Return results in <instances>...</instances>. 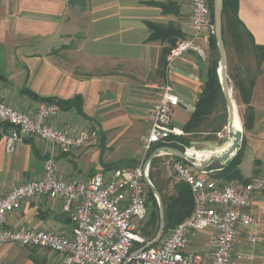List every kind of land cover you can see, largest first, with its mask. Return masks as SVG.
Segmentation results:
<instances>
[{
	"label": "crops",
	"instance_id": "0c3cea01",
	"mask_svg": "<svg viewBox=\"0 0 264 264\" xmlns=\"http://www.w3.org/2000/svg\"><path fill=\"white\" fill-rule=\"evenodd\" d=\"M238 6L242 21L239 25L242 42L239 43L243 46L236 49L235 56L238 61L247 59L258 68L250 101L254 109L253 124L244 128L238 148L242 150L241 178L233 179L243 182L256 172L264 171V57L259 63L255 49V45H264V0H239ZM190 7L191 0H0V98L33 113L41 101L21 92L24 86L43 96L70 98L81 94L83 110L89 118L75 108L62 109L50 122L73 132L84 128L97 131L84 146L59 152V171L64 178L86 179L123 159V154L120 157L112 154L117 155V150L127 152L124 139L133 143L135 152H128H138L141 144L134 143V139L141 137L143 129L148 131L150 104L165 80H170L180 97L173 124L186 135L191 134L183 126L200 99L210 61L188 52L169 70L166 65L165 69L160 66L163 49H170L171 36L175 37L174 34L169 36L170 30L178 32L176 41L193 34ZM148 21L169 31L164 37L150 38L153 30ZM203 31L209 29L206 27ZM198 41L204 42L202 38ZM235 67L241 72L240 64ZM215 114L211 115V129L200 127L199 132H214ZM10 131L7 125L0 129V195L7 194L18 184L43 176L50 150L45 140L31 136L18 142L14 152L9 153L6 136ZM226 146L224 144L220 151L201 149L193 153L218 154L226 151L229 145ZM223 162L213 165H223ZM210 174L214 176L216 171ZM249 209L260 216L264 224V190L254 194ZM7 220L12 228L26 225L34 229L68 231L73 225L62 210L61 201L47 195L22 201L8 213ZM262 234L264 242V226ZM193 240L188 250L201 251L210 261L211 231H201ZM5 244H0V264L6 262ZM250 251L241 232L233 264H261L264 251L255 249V257L249 260ZM238 253L243 256L239 258ZM48 256V264H59L62 254L50 251Z\"/></svg>",
	"mask_w": 264,
	"mask_h": 264
},
{
	"label": "built area",
	"instance_id": "2783aa9c",
	"mask_svg": "<svg viewBox=\"0 0 264 264\" xmlns=\"http://www.w3.org/2000/svg\"><path fill=\"white\" fill-rule=\"evenodd\" d=\"M211 6V0H191L194 34L171 46L167 55L168 70L185 53L195 52L206 57L210 37L215 32ZM205 27L208 32L203 31ZM199 38L204 42H199ZM179 103L175 86L166 80L150 104L144 158L137 165H119L96 172L87 179L69 180L59 175L58 153L78 149L89 142L95 131L84 128L72 132L50 122L61 110L56 102L42 101L30 113L0 99V129L7 125L11 130L6 136L9 153L14 152L18 142L34 135L50 146L43 176L0 195V244L13 242L49 248L62 254L59 264H233L237 239L243 232L251 249L248 259L255 257V249L263 242L264 224L249 206L254 194L264 190V171L256 172L247 181H226L211 176L213 170L201 171L180 158L173 160V170L178 180L189 185L194 199L193 210L172 227L161 242L141 248L149 242L141 228L149 214L146 178H149L151 162L147 155L154 149H158L156 154L159 155L173 154L159 148L174 141V136L185 134L173 124L172 117ZM188 149L184 151L187 153ZM189 158L196 163L209 159L196 154ZM38 195L61 201L62 210L73 221L69 232L7 225L8 212L18 207L22 200ZM204 230L211 231L212 235L210 261L201 251L188 250L196 235ZM242 256L238 253L239 258Z\"/></svg>",
	"mask_w": 264,
	"mask_h": 264
},
{
	"label": "trees",
	"instance_id": "16d2710c",
	"mask_svg": "<svg viewBox=\"0 0 264 264\" xmlns=\"http://www.w3.org/2000/svg\"><path fill=\"white\" fill-rule=\"evenodd\" d=\"M76 0H70V2H75ZM154 4H162L160 2H152ZM211 4L213 6L214 0H211ZM239 0H223V35L225 43L227 42V35L225 34L227 30L231 29L232 27L237 28V31H234L235 33V39L238 40V42H242V33L240 31L239 25L242 23V21L239 18L238 14V8H239ZM211 6V7H212ZM212 22L215 24V17H214V11L212 7ZM149 27L152 28L153 32L150 36V38H155L159 36H165L166 32L169 31V28H166L158 23H154L151 21H148ZM233 29V28H232ZM175 35V37H172L171 35ZM178 32L175 29L170 30L169 36H171V45L173 46L177 41ZM180 36L183 37L182 33H180ZM256 49V56L257 60L260 63L263 60L264 57V45H255ZM164 54L162 55L160 59V66L162 69H165V65L167 62V57L165 56L168 51L170 50L169 47L163 49ZM219 51H218V43L215 33H212L210 37V55H209V66L208 70L206 72V76L203 79V90L201 92L200 99L197 102L196 108L194 112L192 113V116H190V120L187 121V123L184 124L183 128L187 132L196 133L202 127L205 123L211 124L213 123L211 121V115L213 113H216L214 115L215 125L213 127L214 132H218L222 129L224 125L227 124V107H226V99L224 96V92L222 89V84L220 82L219 74H218V67H219ZM235 86L239 89L243 101L247 104L246 111L243 115L244 117V128L248 129L253 124V115H254V109L253 106L250 104L251 98H252V89L255 84V77H252L249 80L248 85L245 83V81L239 79V76H236L235 79ZM21 92L29 96L30 98H33L38 101H47V102H56L59 104V106L63 110H69L72 108L77 109V111L82 114L84 117L89 118L85 111L83 110V98L81 94H75L74 96L70 98H63L59 96H43L38 94L35 90L24 86L21 89ZM213 120V119H212ZM182 139L186 140V143H189V139H186L185 137H181ZM175 146L180 149H184L181 145H176L175 143L170 144V146ZM222 149V147H221ZM220 149V150H221ZM196 150L190 149V152L193 153ZM177 158L182 159L180 156H177ZM242 159V150L238 149L236 153L229 158L226 161L225 165H209L207 169H213L216 167H221L216 172V177L222 178L223 180H233V179H240L241 178V172L239 168V164ZM125 161L127 162H133L136 164L137 160L133 158H128L126 160H120L111 164H108L106 168H113L121 165ZM246 181V180H245ZM175 188V194H172L168 196V198L163 194V192L160 190L162 194V200L165 204V212H166V226H165V232H167L170 228L177 226L178 223L183 221L186 217H188L193 210L194 207V199L192 191L190 187L183 181L175 182L174 184ZM149 198L152 202V207L149 204V218L145 222L144 226V234L146 235H152L150 239H152L158 230L159 227V219H160V212H159V204L157 198L155 197L154 191L152 189H149ZM149 239V240H150ZM143 244L139 245L142 246ZM137 246L136 248H139ZM135 248V249H136Z\"/></svg>",
	"mask_w": 264,
	"mask_h": 264
},
{
	"label": "rangeland",
	"instance_id": "374dc122",
	"mask_svg": "<svg viewBox=\"0 0 264 264\" xmlns=\"http://www.w3.org/2000/svg\"><path fill=\"white\" fill-rule=\"evenodd\" d=\"M190 21H191V25H192V16H191V12H190ZM213 23V22H212ZM214 24V23H213ZM215 26V24H214ZM206 28V27H205ZM208 28V27H207ZM233 28V29H232ZM231 29L227 30L226 31V37H227V42L225 43V46H226V53H227V70H228V74H229V85L230 87H232V90H233V94H234V97L237 101V105H238V109H239V115H240V119H241V124L243 125V122H244V117L242 114L245 113L246 111V107H245V102L243 101V98H242V95L239 91V89L235 86V79H236V76H239V79L245 81V83L248 85L249 83V80L254 77V75H257L258 73V68H254L253 67V63L252 64H249L248 63V60L247 59H244V60H240L238 61L236 59V49H239V48H242V43H239L238 40L235 39V33L234 31H237V28L235 26L232 27ZM193 34H194V31H193ZM193 34L191 36H193ZM190 36V37H191ZM187 38V37H186ZM181 40V39H179ZM178 40V41H179ZM177 41V42H178ZM176 42V43H177ZM175 43V44H176ZM174 44V45H175ZM240 44V45H239ZM209 50H210V47H209ZM208 50V51H209ZM209 53L208 52L206 54V57L205 59H208L209 60ZM167 63V62H166ZM236 64H240L241 66V69L240 71L241 72H237V68L235 67ZM244 65H247V67L245 66V70H244ZM220 66V65H219ZM167 68V67H166ZM219 68V67H218ZM237 69V70H236ZM94 72H98V71H94ZM219 74V73H218ZM166 81V80H165ZM231 83V84H230ZM1 99V98H0ZM6 101V100H5ZM8 102V101H7ZM9 103V102H8ZM11 104V103H10ZM13 105V104H12ZM59 105V104H58ZM15 106V105H14ZM17 107V106H16ZM19 108V107H18ZM61 108V107H60ZM21 109V108H20ZM62 110V108H61ZM60 110V111H61ZM54 116V115H53ZM241 125V128L243 129V131L245 130L244 129V125L242 126ZM212 126H210L209 124L205 123L201 128H205V129H211ZM227 124L224 125L222 127V129L218 132H196V133H191V134H183V135H176L174 136L175 138H172L174 141L170 142L168 145L172 144V143H175L176 145H181L184 149H187V148H193L195 150H201V149H211L213 152L214 151H220L221 147L224 145V143L226 142V140H230L232 142V138L231 136H229L228 132H227ZM90 129L91 131H95V135L97 134V131L96 129H93V128H88ZM241 131V130H240ZM73 132V131H72ZM147 128L146 130L143 129L142 132H141V137L139 139H134V143L136 142H139L141 145L138 146V148H140V150L136 153H130V152H135L133 151V143H131L130 141L127 142V139H124V148L127 150V152L124 154L122 153L123 151L121 150H117L119 151V153L116 155V153H113L112 156H121L120 154H123V156H125L123 159H120V160H126L128 158H133V159H136L137 162L136 164H134L133 162H127L125 161L124 163H122L121 165H125V166H130V167H134L135 165H137L144 157V150H143V144H144V140H145V137L147 135ZM94 135V136H95ZM228 135V136H227ZM35 136V135H34ZM31 137V136H30ZM39 137V136H38ZM181 137H185L186 139H189V143H186V140L182 139ZM91 140V139H90ZM89 140V141H90ZM126 141V142H125ZM132 141V140H131ZM88 143V142H87ZM86 144V143H85ZM84 144V145H85ZM232 144V143H231ZM230 144V145H231ZM83 145V146H84ZM229 145V146H230ZM82 147V146H81ZM131 147V149H130ZM79 148V147H78ZM76 149V148H74ZM180 149V148H179ZM73 150V149H72ZM130 150V152H128ZM155 150V149H154ZM153 150V151H154ZM182 150V149H181ZM65 151V150H64ZM63 151V152H64ZM50 152V150H49ZM66 152V151H65ZM153 152L149 153L147 155V157H150V155L152 154ZM220 154V153H219ZM59 155V153H58ZM217 154H211V155H204L205 157H213ZM49 156V155H48ZM197 156V155H196ZM233 156V155H232ZM231 156V157H232ZM230 157V158H231ZM114 158V157H113ZM177 158L176 155L174 154H155L152 159H150V171L148 172L149 173V178L150 180L158 187V189H161V191L163 192V194L168 198V196L172 195V194H175V188H174V184L175 182H180L181 180H178L175 176V173H174V170H173V160ZM47 159V158H46ZM229 159V158H228ZM227 159V160H228ZM116 160V159H115ZM114 160V161H115ZM119 159L116 160L115 162L117 161H120ZM208 160V159H207ZM227 160H223L224 164H226V161ZM139 161V162H138ZM46 162V160H45ZM217 163L218 162H222V161H216ZM57 164H58V156H57ZM58 168H59V164H58ZM112 168H105L101 171H107V170H110ZM207 169V168H206ZM216 169V170H214ZM221 169V167H220ZM209 170V169H207ZM213 171H218L219 168L216 167V168H213L211 169ZM212 171V172H213ZM45 172V171H44ZM99 172V171H97ZM96 173V172H95ZM93 173V174H95ZM59 175H61L60 171H59ZM211 175V174H210ZM92 176V175H91ZM213 176V174L211 175ZM63 177V176H62ZM90 177V176H89ZM88 177V178H89ZM214 177H216V174L214 175ZM64 178V177H63ZM218 179H222V178H219V177H216ZM87 179V178H86ZM83 180V179H81ZM223 180V179H222ZM227 181V180H226ZM234 181V180H232ZM26 182V181H25ZM24 183V182H23ZM22 184V183H21ZM187 184V183H186ZM19 185V184H18ZM188 185V184H187ZM189 186V185H188ZM15 187V186H14ZM149 189H151L150 187H148V192H149ZM38 196H43V195H38ZM36 197V196H35ZM156 197V195H155ZM33 198V197H31ZM157 198V197H156ZM27 199H30V198H27ZM26 200V199H24ZM22 200V201H24ZM158 200V199H157ZM21 201V202H22ZM20 202V203H21ZM62 204V203H61ZM149 204L151 205L150 207H152V202L150 201V198L148 200V209H149ZM159 204V201L158 203ZM20 205V204H19ZM17 208V207H16ZM15 208V209H16ZM13 211V210H12ZM11 212V211H10ZM9 213V212H8ZM66 215L69 216V214L67 213ZM8 216V214H7ZM70 217V216H69ZM149 218V214L148 216L146 217L145 221L142 222V225H141V228L144 232V226H145V222L146 220ZM71 219V217H70ZM7 220V219H6ZM8 221V220H7ZM72 221V219H71ZM160 221V219H159ZM73 222V221H72ZM7 225H8V222H7ZM9 226V225H8ZM21 226V225H20ZM26 226V225H25ZM73 226V225H72ZM19 227V226H18ZM30 228V227H29ZM34 229V228H33ZM41 229H45V228H41ZM46 229H53V228H46ZM72 229V227H71ZM171 229V228H170ZM169 229V230H170ZM56 230V231H60L61 228H54L53 231ZM168 230V231H169ZM70 230H68L69 232ZM158 231V230H157ZM167 231V232H168ZM67 232V231H66ZM167 232H163V236L162 238L158 241V242H161V240L163 239V237L165 236V234H167ZM146 238L148 239V241L152 240L150 239V237H152V235H145ZM150 239V240H149ZM156 242V243H158ZM155 243V244H156ZM262 244H264V242H262L261 244H259L257 246V251H264V246H262ZM5 246L7 247V250L6 252L4 253L3 257L4 259H6L4 262V264H48L49 263V252L52 251L50 250L49 248H46V247H42V246H29V245H21V244H18V243H13V242H8L5 244Z\"/></svg>",
	"mask_w": 264,
	"mask_h": 264
},
{
	"label": "water",
	"instance_id": "95a60500",
	"mask_svg": "<svg viewBox=\"0 0 264 264\" xmlns=\"http://www.w3.org/2000/svg\"><path fill=\"white\" fill-rule=\"evenodd\" d=\"M213 11H214V17H215V35L217 38V43H218V51H219V68H218V73H219V78L220 82L222 84V89L224 92V96L226 99V107H227V126L231 127L234 124L235 118L234 115H232V112H234V103L232 102V94L230 93V86H229V74L227 70V53H226V46H225V40H224V35H223V16H222V11H223V0H214L213 4ZM232 88V87H231ZM234 140L232 142V145L227 149L223 154H218L213 157H210L207 161L201 162V163H196L193 161L191 158H189V155L179 149L178 147L166 145V146H161L159 150L163 151H169L173 153L174 155L180 156L182 159H185L186 161L190 162L193 164L197 169H206L209 165L216 161H223L227 160L230 158L232 155L235 154L236 150L239 148L240 143L243 138V129L241 128V131L237 133L236 131L233 133ZM158 152V149L153 151V153L150 155L149 159H152V157ZM146 182L148 187H150L153 191L154 194L156 195L158 201H159V212H160V221H159V227L156 235L152 240L149 242L145 243L141 248H147L149 246H152L156 242H158L162 236L163 232L165 231V226H166V212H165V204L164 201L162 200V194L158 187L150 180V178H146ZM127 264V263H125Z\"/></svg>",
	"mask_w": 264,
	"mask_h": 264
},
{
	"label": "bare ground",
	"instance_id": "6f19581e",
	"mask_svg": "<svg viewBox=\"0 0 264 264\" xmlns=\"http://www.w3.org/2000/svg\"><path fill=\"white\" fill-rule=\"evenodd\" d=\"M231 84V83H230ZM230 86V85H229ZM230 93L232 94V102L234 103V112H232V115H234V118H235V121H234V124L233 126L231 127H227V132L229 134V136H231L232 138V142L234 140V136H233V133L236 131L237 133H239V131L241 130V119H240V115H239V109H238V105H237V101L234 97V94H233V90L232 88L230 87ZM228 136V135H227ZM230 140H226V142L224 143L226 146V148L228 147V145H230L232 143ZM232 145V144H231ZM230 145V146H231ZM229 146V147H230ZM229 147L227 149H229ZM190 149H193V148H189L188 151H187V154L188 155H192V154H195V153H191L190 152ZM195 150V149H194ZM198 152V151H197ZM225 151H223L222 153L220 154H223ZM219 154V153H218ZM217 154V155H218ZM197 156H202L201 155H198V153H196Z\"/></svg>",
	"mask_w": 264,
	"mask_h": 264
}]
</instances>
